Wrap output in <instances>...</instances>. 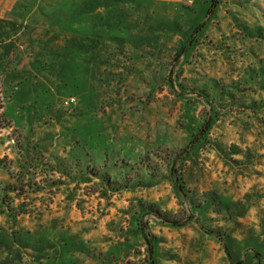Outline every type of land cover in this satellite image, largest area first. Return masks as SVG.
<instances>
[{"label":"rangeland","instance_id":"rangeland-1","mask_svg":"<svg viewBox=\"0 0 264 264\" xmlns=\"http://www.w3.org/2000/svg\"><path fill=\"white\" fill-rule=\"evenodd\" d=\"M129 3L0 10V264H264V0L159 10L145 29ZM105 151L151 172L107 190L80 172ZM144 206L161 213L142 219L152 261Z\"/></svg>","mask_w":264,"mask_h":264},{"label":"trees","instance_id":"trees-1","mask_svg":"<svg viewBox=\"0 0 264 264\" xmlns=\"http://www.w3.org/2000/svg\"><path fill=\"white\" fill-rule=\"evenodd\" d=\"M215 2V0H213ZM184 49L181 50V52L178 53L177 57H179V55L181 53H183ZM200 97L203 98L204 100H207L205 96L201 95L200 94ZM2 128L5 126V125H1ZM209 128V125H206L202 130H201V134H204L207 132ZM199 131V130H198ZM196 137H197V134H194L192 136V140L190 142V145H191V149L194 148V143H196L198 141H196ZM190 149V150H191ZM184 152V150L182 151ZM189 151H186L184 154H182V156H177L172 159V175L175 176V172L177 170V160H179V162H182L186 159V156L188 154ZM86 156H89V154H85ZM114 154L113 153H110V152H107L105 151L103 153V158H102V161L100 163H97L95 165H87L86 168H84L83 171H80L81 173H85L89 176H92V177H96L98 178L100 181H101V184L103 185V187L105 189H110V190H113V191H121L122 189H127L129 188V184L131 182V180H133L134 177H131L132 174L136 176H139V173H140V170L141 168L142 169H146L147 171L151 172L150 169H148V167H146L147 165H144V163L146 161H148L149 159H146V160H140V161H137L134 162V165L138 166V168H135L133 165H131L130 163H128L126 160H124V162H121V161H115L113 162V160L115 159L114 157ZM146 158H148L146 156ZM124 163V164H123ZM112 164V167L111 169H116V170H122L123 171V180H112L111 179V175H110V172L108 171V168L109 166ZM120 164H123L122 166ZM140 167V168H139ZM95 168V169H93ZM179 169V172H180V166L178 167ZM174 182L178 184L179 187L183 188V182H182V178H181V173H178V177L174 179ZM20 190L21 191V187L20 188H16L14 187V190ZM0 208H1V204H0ZM143 211L142 213L139 215L138 217V223H137V230L138 232H140V235L142 236V238L144 239V241L148 244V252H149V255H150V259L149 261H152V250H153V244H152V239L153 237L147 233V224L145 222H143V217L146 216V215H150V214H156V215H159L161 213H159V211L157 210H152V208L150 207H142ZM13 216V215H12ZM162 217V220L167 222V223H170V224H173L174 226H179L177 222L175 221H170V219H168L165 215H160Z\"/></svg>","mask_w":264,"mask_h":264},{"label":"crops","instance_id":"crops-1","mask_svg":"<svg viewBox=\"0 0 264 264\" xmlns=\"http://www.w3.org/2000/svg\"><path fill=\"white\" fill-rule=\"evenodd\" d=\"M14 0H0V10H5V8L7 9V6L11 4V2H13ZM126 1V0H124ZM130 3L127 4L129 6V12H132V16L127 17L128 21H133L136 22V24L138 23L140 26V29L144 28L148 25H151V22L157 19L158 16V12L160 10V14L162 16L163 19L165 20H171L173 21L174 19H179V18H186L189 19L190 18V11L192 12L191 14H195V16L197 17L200 13H202L205 9V7L208 4L209 0H198V3H200V5H202V8L199 9H194L193 6L195 4V2L197 0H192L193 4L191 6L188 5V2L190 0H151L150 1V5H146L144 3L140 4L138 0H129ZM148 6H150L148 8ZM193 9V10H192ZM103 12V8L101 9ZM190 10V11H189ZM128 11V10H127ZM143 13L147 14L146 20L143 23ZM124 18L126 19V17L124 16ZM198 19V17H197ZM190 28L187 29V34L189 33ZM133 33H137L136 31ZM15 37L11 36V42H15ZM7 42H5V44H7ZM94 59H100L102 62L104 60H109V53L105 52V53H101L99 55V53L96 52ZM103 65V63H102ZM102 68H100L101 70H104L105 67L101 66ZM93 70H94V63L92 64L91 67V75H93ZM102 76V75H101ZM98 79V78H97ZM91 81V80H90ZM97 81V80H96Z\"/></svg>","mask_w":264,"mask_h":264},{"label":"built area","instance_id":"built-area-1","mask_svg":"<svg viewBox=\"0 0 264 264\" xmlns=\"http://www.w3.org/2000/svg\"><path fill=\"white\" fill-rule=\"evenodd\" d=\"M76 100L73 97L67 98L66 100L63 101V106L68 108L71 107L75 104Z\"/></svg>","mask_w":264,"mask_h":264},{"label":"water","instance_id":"water-1","mask_svg":"<svg viewBox=\"0 0 264 264\" xmlns=\"http://www.w3.org/2000/svg\"><path fill=\"white\" fill-rule=\"evenodd\" d=\"M179 191H181V189L179 188Z\"/></svg>","mask_w":264,"mask_h":264}]
</instances>
